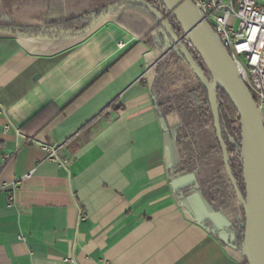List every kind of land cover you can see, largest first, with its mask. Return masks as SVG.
Masks as SVG:
<instances>
[{"label": "crops", "instance_id": "obj_1", "mask_svg": "<svg viewBox=\"0 0 264 264\" xmlns=\"http://www.w3.org/2000/svg\"><path fill=\"white\" fill-rule=\"evenodd\" d=\"M33 5L0 0V264H244L221 242L243 221L241 203L215 211L199 169L172 178L184 120L161 117L152 98L165 52L125 10L85 33L2 29L78 16L44 3L36 20ZM167 74L171 96L195 86L185 62Z\"/></svg>", "mask_w": 264, "mask_h": 264}, {"label": "trees", "instance_id": "obj_2", "mask_svg": "<svg viewBox=\"0 0 264 264\" xmlns=\"http://www.w3.org/2000/svg\"><path fill=\"white\" fill-rule=\"evenodd\" d=\"M127 1L130 0H105L102 6L94 12H86L81 16L70 19H60L43 26L11 24L3 26L2 29L14 34L59 37L80 32L85 33L92 27L95 19L101 17L104 11L112 13L125 10V12L132 14L134 16L131 20L132 28H137L140 32H143L147 43L152 48L159 49L165 54L168 53L165 61L157 67V76L152 85V98L161 117L177 111L184 120V125L179 131L177 139L180 161L172 169V178L178 180L199 169L201 171L200 181L211 182L208 186L205 184L203 189V196L207 203L215 211L226 209L232 206L238 198L226 171L224 162V153H226L232 176L237 182L242 198L246 200L242 133L238 112L223 90L218 87L215 92V99L220 136L225 145L224 152L219 142L216 120L210 101V85L213 78L200 56L185 39L183 30L159 0H142L170 21L178 39L183 41V44L204 71L202 77L194 75L195 86L193 88L171 96L168 90L169 74H167V69L173 58H175V63L185 62V59L180 49L175 46L157 19L141 6L125 4ZM147 23H150L153 27L147 28ZM251 94L256 104L259 105L258 97L253 92ZM245 234L244 212L243 221L229 228L226 231L225 240L221 239V242L244 255ZM244 264H247L246 260Z\"/></svg>", "mask_w": 264, "mask_h": 264}, {"label": "water", "instance_id": "obj_3", "mask_svg": "<svg viewBox=\"0 0 264 264\" xmlns=\"http://www.w3.org/2000/svg\"><path fill=\"white\" fill-rule=\"evenodd\" d=\"M168 13L179 24L185 39L193 46L203 64L212 75L210 101L216 120L219 142L225 152L220 136L215 92L220 87L240 116L242 148L244 158V180L246 200L239 192L236 180L232 176L226 153L224 162L232 186L245 212L244 258L247 264H264V116L256 104L250 89L240 77L229 51L220 42L213 28L205 21L191 0H159ZM127 5H138L149 11L162 25L166 34L180 49L185 63L196 77H202L204 71L196 62L188 48L179 40L168 21L158 10L142 0H130ZM104 11L101 16H106ZM32 37L33 35L19 34ZM168 54V53H166ZM165 54V55H166ZM250 178L253 192V210H250L248 187Z\"/></svg>", "mask_w": 264, "mask_h": 264}, {"label": "built area", "instance_id": "obj_4", "mask_svg": "<svg viewBox=\"0 0 264 264\" xmlns=\"http://www.w3.org/2000/svg\"><path fill=\"white\" fill-rule=\"evenodd\" d=\"M229 51L238 73L264 112V0H191ZM167 54L162 58L164 59ZM47 160L59 161V149L42 146ZM193 180V176H190ZM17 185V184H16ZM15 185V187H16ZM9 187L5 185L4 188ZM14 195L8 196V207ZM62 264H77L71 256Z\"/></svg>", "mask_w": 264, "mask_h": 264}, {"label": "rangeland", "instance_id": "obj_5", "mask_svg": "<svg viewBox=\"0 0 264 264\" xmlns=\"http://www.w3.org/2000/svg\"><path fill=\"white\" fill-rule=\"evenodd\" d=\"M34 2L35 5V11H34V15H35V19L36 20H42L43 19V13L41 11V8L43 7V4H51V6L53 8H57L56 6H61L64 7V5L66 6H71L74 5V8L77 9L75 12H70V15H78L81 16L86 12H94L96 10L99 9V7L102 6V4L104 3L105 0H31ZM57 4V5H56ZM33 5V6H34ZM76 16V17H78ZM99 19V18H97ZM95 19V20H97ZM47 22V21H46ZM263 116H264V112H263ZM237 201L240 203V200L237 199Z\"/></svg>", "mask_w": 264, "mask_h": 264}, {"label": "bare ground", "instance_id": "obj_6", "mask_svg": "<svg viewBox=\"0 0 264 264\" xmlns=\"http://www.w3.org/2000/svg\"><path fill=\"white\" fill-rule=\"evenodd\" d=\"M250 180V178L248 177V181ZM248 197H249V206H250V210H253V192H252V188H251V183L249 181V187H248Z\"/></svg>", "mask_w": 264, "mask_h": 264}]
</instances>
